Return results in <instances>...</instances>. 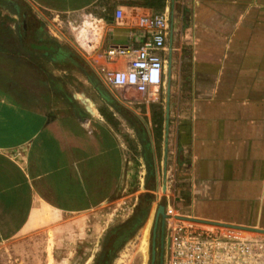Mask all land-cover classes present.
I'll list each match as a JSON object with an SVG mask.
<instances>
[{
	"label": "crops",
	"instance_id": "crops-1",
	"mask_svg": "<svg viewBox=\"0 0 264 264\" xmlns=\"http://www.w3.org/2000/svg\"><path fill=\"white\" fill-rule=\"evenodd\" d=\"M161 13L159 90L110 85L130 59L105 53ZM135 152L179 215L264 230V0H0V257L39 264L42 234L99 216Z\"/></svg>",
	"mask_w": 264,
	"mask_h": 264
},
{
	"label": "rangeland",
	"instance_id": "rangeland-1",
	"mask_svg": "<svg viewBox=\"0 0 264 264\" xmlns=\"http://www.w3.org/2000/svg\"><path fill=\"white\" fill-rule=\"evenodd\" d=\"M143 154L145 153H130L128 161L131 165L127 169L124 185L115 199L101 207L99 216H86L82 219L74 217L72 223H67L66 230L42 234L39 264H100L108 245L112 250L105 257L104 264L153 263L152 235L157 211L159 205H166L167 199L172 195H165L161 184H148L151 168H142L146 161L137 158ZM140 208H145L144 219L137 221L135 229L125 237L113 239L117 227L132 219ZM138 215L140 214L137 217ZM243 229L252 249L249 264H264V233L259 229ZM0 264L17 262L14 257L4 255L0 257ZM154 264H157L156 260Z\"/></svg>",
	"mask_w": 264,
	"mask_h": 264
},
{
	"label": "built area",
	"instance_id": "built-area-1",
	"mask_svg": "<svg viewBox=\"0 0 264 264\" xmlns=\"http://www.w3.org/2000/svg\"><path fill=\"white\" fill-rule=\"evenodd\" d=\"M123 12L117 10L116 16ZM140 28L153 31L151 40L138 49L117 47L108 50L112 55L128 56L126 69H107L105 79L115 88H134L140 93L159 90L163 82L164 60L158 50L165 48L169 16H143L137 21ZM165 241L163 264H249L252 249L243 228L217 224L204 225L183 217L172 206L165 207Z\"/></svg>",
	"mask_w": 264,
	"mask_h": 264
},
{
	"label": "flooded vegetation",
	"instance_id": "flooded-vegetation-1",
	"mask_svg": "<svg viewBox=\"0 0 264 264\" xmlns=\"http://www.w3.org/2000/svg\"><path fill=\"white\" fill-rule=\"evenodd\" d=\"M137 214L138 215L137 217ZM145 216V208H140V210L137 211L136 215H134V217H132V219H130L129 221L125 222L124 224L120 225L117 227L115 233H114V237L113 239H121V237H125L126 235H128V233L131 232V230H134L136 227V223L137 221H140L141 219H144ZM162 217L159 216L158 220L156 218L155 220V227H154V231H153V235H152V248L154 249V244H155V248L157 250L156 252V261L157 264H160V257H161V247H162V237H163V222H162ZM112 243V242H111ZM110 243V244H111ZM157 247H159L157 249ZM112 248L107 247L106 249V253L104 255V261L102 260V262L100 264H104L105 263V257H107V255L111 252ZM152 260H153V250H152Z\"/></svg>",
	"mask_w": 264,
	"mask_h": 264
},
{
	"label": "water",
	"instance_id": "water-1",
	"mask_svg": "<svg viewBox=\"0 0 264 264\" xmlns=\"http://www.w3.org/2000/svg\"><path fill=\"white\" fill-rule=\"evenodd\" d=\"M165 203H161L159 205L158 211H157V220L159 218V216L162 217V222H163V237H162V247H161V257H160V264H163V254H164V241H165V218H166V213H165ZM217 224H222V225H228V226H233V227H237V228H247V227H242V226H237V225H229V224H224V223H217ZM260 232L264 233V230H260ZM154 249H153V263L156 260V250H155V244L153 245Z\"/></svg>",
	"mask_w": 264,
	"mask_h": 264
},
{
	"label": "bare ground",
	"instance_id": "bare-ground-1",
	"mask_svg": "<svg viewBox=\"0 0 264 264\" xmlns=\"http://www.w3.org/2000/svg\"><path fill=\"white\" fill-rule=\"evenodd\" d=\"M151 218H152V217H151ZM149 220H150V217L148 218V221H147V223H146V226H145V227H146V229H147V228H148V226H149ZM145 227H144V228H145ZM146 229H145V230H146ZM147 231H148V230H147ZM147 231H144V233H146ZM141 232H142V231H141ZM145 247H146V246H145Z\"/></svg>",
	"mask_w": 264,
	"mask_h": 264
}]
</instances>
